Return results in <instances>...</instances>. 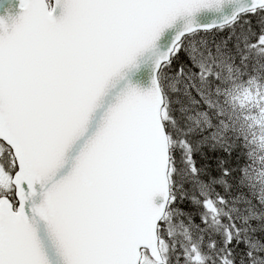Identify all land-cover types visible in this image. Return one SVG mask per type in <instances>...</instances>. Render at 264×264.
Returning <instances> with one entry per match:
<instances>
[{
  "label": "snow or ice",
  "instance_id": "snow-or-ice-1",
  "mask_svg": "<svg viewBox=\"0 0 264 264\" xmlns=\"http://www.w3.org/2000/svg\"><path fill=\"white\" fill-rule=\"evenodd\" d=\"M228 4L0 0V264H142L139 251L147 241L137 244L135 237L152 238L175 202L170 144H179L193 174L199 171L193 142L187 134L175 136L178 121L164 70L181 52L195 66L186 35L264 12V0H249L219 22L198 25L192 19L202 8L223 12ZM179 18L185 23L156 56L150 86L127 85L69 158L110 81L156 49ZM251 46L264 51V30ZM186 67L177 63L175 74L183 76ZM202 206L217 212L211 199ZM232 239L226 231L227 251L218 264H233L227 248ZM247 255L251 264H264V250ZM154 257L163 264L159 252ZM188 257L203 264L196 247Z\"/></svg>",
  "mask_w": 264,
  "mask_h": 264
},
{
  "label": "trees",
  "instance_id": "trees-1",
  "mask_svg": "<svg viewBox=\"0 0 264 264\" xmlns=\"http://www.w3.org/2000/svg\"><path fill=\"white\" fill-rule=\"evenodd\" d=\"M261 30H264V12L241 14L232 25L223 29L186 35L183 43L193 35L216 34L213 51L223 57L237 77L259 76L264 81V51L251 46ZM180 62L187 66L184 75L196 73L195 78L203 77L208 82L212 78L217 82L221 77L215 64L203 74L184 52L173 62L171 69L164 70L163 83L178 121L175 136L179 139L182 134H187L193 142L199 171L193 174L182 159L179 144H170V159L175 158L171 177L175 202L157 229L163 264H184L186 261L191 264L188 254L193 247L201 254L203 264H218V256L227 251L226 231L233 235L227 245L233 264H251L247 253L264 250V190L262 184L252 181V173L264 171V134L257 132L256 125L249 120L247 123L234 122L229 117H224L216 127L213 121L205 126L200 113L206 111L214 120L213 108L205 103L195 107L201 99L190 92L189 86L176 89L173 86L177 76L175 66ZM193 119L199 120L200 124L192 123ZM206 199L215 202V215L202 206Z\"/></svg>",
  "mask_w": 264,
  "mask_h": 264
},
{
  "label": "rangeland",
  "instance_id": "rangeland-1",
  "mask_svg": "<svg viewBox=\"0 0 264 264\" xmlns=\"http://www.w3.org/2000/svg\"><path fill=\"white\" fill-rule=\"evenodd\" d=\"M215 36L216 34L190 36L185 40L184 47L194 52L195 64L199 70H201L199 66L202 64L205 71L208 72L210 66L215 64L219 68L220 79L218 78L216 82L212 78L208 82L201 77L195 78V73L176 76L173 86L175 89L179 86V88H184V85L189 86L190 92L192 91L196 97L201 99L196 105L193 101L191 102L195 107L205 103L206 106L213 108L214 120L209 117L206 111L202 110L205 114L200 115V120L204 121L205 126H209L212 121L215 126L224 120V117H227L226 119L229 117L234 122L238 120L247 123L249 120L256 125L257 132L262 131L264 134V81L259 76L245 79L237 77L234 70L226 61H223V57H219L216 50L213 51L212 42L215 44ZM205 71L203 74H206ZM175 83L176 85H174ZM168 90L172 89L168 88ZM192 123L195 124L196 120L193 119ZM252 177V181L262 184L264 190V171L261 169L257 173H252ZM141 259L142 264H155V261L147 254H144ZM183 263L189 264V261Z\"/></svg>",
  "mask_w": 264,
  "mask_h": 264
},
{
  "label": "water",
  "instance_id": "water-1",
  "mask_svg": "<svg viewBox=\"0 0 264 264\" xmlns=\"http://www.w3.org/2000/svg\"><path fill=\"white\" fill-rule=\"evenodd\" d=\"M247 3H249V0H229L228 7L223 12L216 9L202 8L200 11L194 14L192 19L194 23L198 25H209L214 20L219 22L225 12L228 15H231L235 9L241 8ZM184 23L185 18L177 19L172 27L166 28L163 31L157 41L156 49L145 51L141 55L137 56L134 65L123 68L121 70V74L110 81L106 93L102 94L97 100V106L95 107L91 115L90 123H86L84 125L75 145L69 147V158H71L75 154L76 149L80 146V144L84 143L88 138L91 137L94 129L97 127L109 104L114 102L116 97L122 92L123 89H125L127 85L130 84L141 89H145L150 86L152 77V65L154 60L156 59V56L160 51L168 46L175 34L181 30ZM157 228L158 227H156L152 238L137 235L134 240V242L137 244L147 241L145 250L154 261V252H159ZM141 251L142 249H140L139 251L140 258L142 257ZM160 257L162 258L161 255ZM53 259H55V257H53Z\"/></svg>",
  "mask_w": 264,
  "mask_h": 264
},
{
  "label": "bare ground",
  "instance_id": "bare-ground-1",
  "mask_svg": "<svg viewBox=\"0 0 264 264\" xmlns=\"http://www.w3.org/2000/svg\"><path fill=\"white\" fill-rule=\"evenodd\" d=\"M236 213V212H235ZM244 218V217H243Z\"/></svg>",
  "mask_w": 264,
  "mask_h": 264
}]
</instances>
